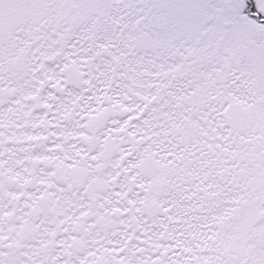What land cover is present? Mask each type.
Masks as SVG:
<instances>
[{
    "label": "snow or ice",
    "instance_id": "snow-or-ice-1",
    "mask_svg": "<svg viewBox=\"0 0 264 264\" xmlns=\"http://www.w3.org/2000/svg\"><path fill=\"white\" fill-rule=\"evenodd\" d=\"M0 264H264V0H0Z\"/></svg>",
    "mask_w": 264,
    "mask_h": 264
}]
</instances>
